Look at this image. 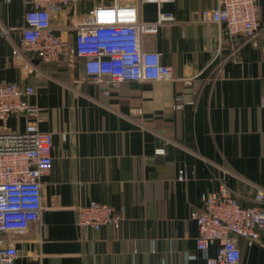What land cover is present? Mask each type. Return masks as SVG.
<instances>
[{
    "label": "crops",
    "instance_id": "0c3cea01",
    "mask_svg": "<svg viewBox=\"0 0 264 264\" xmlns=\"http://www.w3.org/2000/svg\"><path fill=\"white\" fill-rule=\"evenodd\" d=\"M119 1L156 25L141 34L142 48L161 53L170 79L111 86L69 58L16 57L25 7L0 0V81L35 87L27 100L43 108L40 128L52 135L51 169L40 176L41 223L5 232L18 250L14 264H206L189 212L199 208V193L222 178L244 205L264 191V39L254 48L222 23L200 21L197 10L215 0ZM110 2L75 0L50 14L54 32L71 41L73 24ZM161 13L170 18L159 22ZM258 16L264 34V6ZM179 94L194 102L174 109ZM24 123L9 114L5 127L19 131ZM182 170L186 180L177 178ZM91 200L123 208L118 229L79 227L77 208ZM238 242L236 264H264V229L253 244ZM215 252L213 244L208 254Z\"/></svg>",
    "mask_w": 264,
    "mask_h": 264
},
{
    "label": "built area",
    "instance_id": "2783aa9c",
    "mask_svg": "<svg viewBox=\"0 0 264 264\" xmlns=\"http://www.w3.org/2000/svg\"><path fill=\"white\" fill-rule=\"evenodd\" d=\"M21 1L25 9L16 57L27 53L43 62L69 58L80 63L95 83L111 86L123 80L171 78V67L161 61V53L142 48L141 34L154 31L156 25L143 24L138 19L136 5L119 0L97 3L73 24L72 40L68 41L54 32L50 14L64 11L75 0ZM141 1L160 4L170 0ZM261 6L264 0H215L213 6L202 7L197 13L200 21L220 22L229 37L239 35L250 46L258 48L264 39L259 29ZM166 18L170 16L161 13L158 21ZM22 67L27 74L34 73L33 68L25 64ZM34 93L35 87L31 84L0 81V264H14L18 255L13 241L5 238V232L21 233L30 223L42 220L40 176L51 169L52 135L40 128L45 121L43 108L27 100ZM174 99V109L194 102L181 94ZM9 114L23 115L25 123L21 130L5 127ZM164 151L162 146L155 149L157 154ZM188 177L185 170L177 176L179 180ZM199 195V208L189 211L198 228L194 238L198 252L206 264H236L240 255L238 238L253 244L264 229V191L255 190L253 203L244 205L222 178L214 190H202ZM124 214L122 207L114 210L106 202L91 200L77 208V224L81 229L103 226L118 229ZM213 244L216 252L210 256L208 248Z\"/></svg>",
    "mask_w": 264,
    "mask_h": 264
}]
</instances>
